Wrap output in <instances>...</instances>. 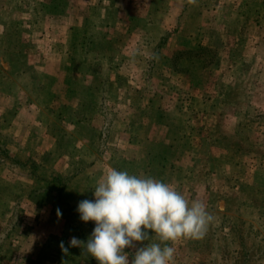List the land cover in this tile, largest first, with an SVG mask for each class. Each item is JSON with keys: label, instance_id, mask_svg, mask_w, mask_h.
Listing matches in <instances>:
<instances>
[{"label": "rangeland", "instance_id": "obj_1", "mask_svg": "<svg viewBox=\"0 0 264 264\" xmlns=\"http://www.w3.org/2000/svg\"><path fill=\"white\" fill-rule=\"evenodd\" d=\"M36 1L22 12L32 22L0 27V264H98L69 247L95 227L76 209L94 200L79 186L101 170L98 153L110 165L108 151L116 145L124 155L127 133L143 147L137 134L147 131L154 138L147 147L166 161L159 150L169 144V156L180 154L190 134L181 141L178 131L201 124L208 129L194 135L204 139L197 152L183 151L182 165L163 178L181 175L170 185L189 202L203 201L215 219L202 239L169 242L173 264H264V0H116L93 8L72 0L70 23L62 6ZM87 15L95 19L86 23ZM65 26L69 42L60 35ZM63 48L70 54L60 55ZM153 53L158 60L146 59ZM55 63L59 75L48 88ZM106 80L112 86L104 88ZM136 248L125 249L129 260Z\"/></svg>", "mask_w": 264, "mask_h": 264}, {"label": "clouds", "instance_id": "obj_2", "mask_svg": "<svg viewBox=\"0 0 264 264\" xmlns=\"http://www.w3.org/2000/svg\"><path fill=\"white\" fill-rule=\"evenodd\" d=\"M139 54L137 50L131 58ZM146 59L158 60V56L153 53ZM93 196L94 200L80 201L76 211L80 220L93 221L95 227L86 241L73 236L69 247L80 248L82 255L94 257L98 264H173L175 249L169 242L202 239L215 219L203 201L189 202L172 185L126 170H107L96 182ZM153 237L158 242L136 248L135 242ZM60 248L68 254L63 241ZM126 248H136L131 260Z\"/></svg>", "mask_w": 264, "mask_h": 264}, {"label": "crops", "instance_id": "obj_3", "mask_svg": "<svg viewBox=\"0 0 264 264\" xmlns=\"http://www.w3.org/2000/svg\"><path fill=\"white\" fill-rule=\"evenodd\" d=\"M35 1L36 0H0V24H1L0 27L2 26L1 29H3V24L7 23V22H10L11 24H14L16 22H28V21L32 22L31 19H27L26 16H24L25 14L22 12L27 10V8L29 6L28 4H30V2H31V5L33 6V3ZM41 1H42L41 3H43V2L47 3L50 0H45V1L41 0ZM71 1L72 0H52L53 5H55V3H56L60 6H62L63 11L60 12L59 14L63 18L64 23L66 21H67V23L71 22V7H70ZM82 1H83L84 5H87L88 8H93V7H95V5L96 6H102V7L103 6L108 7V6H115L116 5V0H82ZM36 3H37V1H36ZM24 5H27V6H25V8L23 9ZM159 5H161V4H159ZM160 10L162 11L161 8L159 9V11ZM19 13L21 14V16L19 15ZM92 19H95V18L93 16L89 15L88 18L86 19L87 20L86 23L92 21ZM78 21L81 22L80 20H78ZM69 26L63 27V31H62L63 34H60V35H62V37L64 39L68 38V42H69L70 36H71V34L68 33L70 30ZM1 32L2 31L0 30V37H2V35L4 34V33L2 34ZM47 37L45 35H43L42 39H45ZM70 47H71V45H70ZM66 49L67 48H63V51L58 52V53H60V55H65V54L67 55L68 53L70 54V48H68L67 51H66ZM34 51H36L37 54L39 53V51L35 50V49L34 50L31 49L30 53L32 54ZM43 52L46 54H42V55H47L49 57L52 56V54H57L56 48L52 49L51 53L49 52V50L48 51L43 50ZM43 52H41V53H43ZM30 53H28V54H30ZM49 57H47L46 60L43 59L44 64L49 65V61H48ZM64 64L65 63H63V65ZM67 65L68 66H66V67L64 66L65 67L64 69L70 71L71 70L70 61L67 63ZM27 66H30V67H26V68H24V70H28V71L32 72L33 66H31L30 64H28ZM59 66L60 65L58 64L56 67V63H55V66L53 65V67L51 68L48 75L51 77H55V78H52V83L48 84L49 85L48 88H52V86H54V83H55L56 78H57L56 76L59 75L58 74V70H60ZM3 67H7V64H5ZM35 69H37V68H35ZM66 82H68L67 79H66ZM45 88L48 91V88L47 87H45ZM50 95H52V94H50ZM156 123L158 124L159 122L156 121L155 124ZM162 131H163L162 135L164 137L166 136L168 138L167 130L165 129ZM140 133L141 132H138L137 136L142 137L143 147L140 146L141 145L140 142H138V143H135L134 141L132 142V137L130 135V132L127 133L126 143H125V145H123V147H125V154L124 155L122 154V151H124V149L120 150L118 148V146H116V145H115V147L114 146L112 147V151H108L111 154L110 158H114L113 160H110V165L107 163V159L104 158V156L109 157V155L108 154L103 155L104 152L100 151L98 153L99 155L97 157V161L100 164L99 167H101V170L100 169L98 170L97 176L95 174V176H91V177L87 178L88 183L83 188L79 186L80 191L84 190L86 192V194L90 195L91 199L94 198L93 189L96 185V182L101 178L102 175L105 174L104 168L108 167V166H111L112 168H115L117 170H126L130 174H134V175H137L140 177L150 176V177L156 178L158 180H161V181H163L165 183H169V184H172V183L176 184L178 179H179L178 181L180 182V176L181 175H179L178 176L179 178L177 179V175H174L173 171H172V174H173L172 177L166 179L165 177L163 178V176L168 174V173H166L167 168L169 169L170 166H172V167H175L177 165L179 166V165H182V163L179 160H173L171 163H168L165 161V159H162L160 157V155H155L153 152H151L152 149L149 147V145L147 147V144L145 143V142L150 143V141L152 139L154 141V138L152 137V139H151L149 132L147 135V131L142 132L141 135H140ZM167 138H166V140L164 138H162L160 143L162 145H164L166 143V141L168 140ZM139 139H141V138H138L136 141H139ZM119 157H120V159H118ZM153 163H154V166L157 165L160 169H158V168L155 169V167H152ZM155 163H156V165H155ZM190 165H192V168H193V166L197 165V160H196L195 164H194V162H192ZM96 166H98V164L95 163V167ZM170 174H171V170H170ZM93 228H94V225L89 230H93Z\"/></svg>", "mask_w": 264, "mask_h": 264}, {"label": "trees", "instance_id": "obj_4", "mask_svg": "<svg viewBox=\"0 0 264 264\" xmlns=\"http://www.w3.org/2000/svg\"><path fill=\"white\" fill-rule=\"evenodd\" d=\"M180 53V51H175V53H174V55H178ZM102 83H105V86L106 87H104V85L102 86V87H104V88H108L107 86H112V84H108V82H107V80L106 81H103ZM102 90H103V88H102ZM102 96H100V104L102 105H100L101 106V108H100V110L99 111H101V112H103V109H104V107L105 108H108L107 106H106V104L104 103L105 102V100H106V98L104 99V96H103V94H101ZM109 97V96H108ZM107 97V98H108ZM185 100V99H184ZM111 102H115V100H113V101H111ZM187 106H189V107H191L192 106V102L190 103V102H188L187 101V104H186V107ZM184 105L183 104H180V107H179V109L181 110V113L183 112V109H184ZM192 109H194V107L192 108ZM108 110V109H107ZM112 109H111V107H109V111H111ZM197 110V109H196ZM196 110H195V115H200V114H203V112L202 111H200V110H197V113H196ZM179 118H181L182 117V115L179 113V116H178ZM178 119V118H177ZM191 122H193V119L190 121V123ZM193 125V124H192ZM191 127V126H190ZM208 126L206 125V126H203V124H201V125H199L198 126V128H195L194 126H193V128L192 129H190L189 128V132H184V133H182L181 134V132L180 131H178V133H177V137L179 138V140H181L182 141V139H183V137H185L186 139H188V134H190V140L189 141H187L184 145H182L181 146V153L179 154H175V156H169L170 155V153L172 152V150H170L169 149V144L166 146V147H163L162 149H160L159 151L161 152V153H163V154H165V156L167 157V162L168 163H171L173 160H181V159H183V155H181L182 154V152L183 151H185L188 155L190 154L191 156H192V154H194L195 152H197V150L199 149L198 148V142H203L204 141V139H200V138H197V137H194V135L195 136H199V134H200V132L202 133V132H207V130H206V128H207ZM208 129V128H207ZM200 131V132H199ZM199 132V133H198ZM186 134V135H185ZM198 134V135H197ZM185 135V136H184ZM206 136H210V133L208 134L207 133V135ZM201 137H203V135L201 136ZM175 139V138H174ZM201 140V141H200ZM158 151V152H159ZM188 155H185V156H188ZM164 156V155H163ZM164 156V157H165ZM178 166V165H177ZM177 166H175V167H177ZM179 166H181V165H179ZM195 168H193L192 170H194ZM191 170V171H192ZM61 177V176H60ZM59 179H61V178H59ZM61 183H62V180L60 181ZM57 191H59L60 190V187H58L57 186ZM69 208V207H68ZM64 209V211H62L63 212V216H64V219L66 218V217H68V216H66V213H65V211L67 212V207H64L63 208ZM66 221H64V226H69L68 225V223L66 222Z\"/></svg>", "mask_w": 264, "mask_h": 264}]
</instances>
